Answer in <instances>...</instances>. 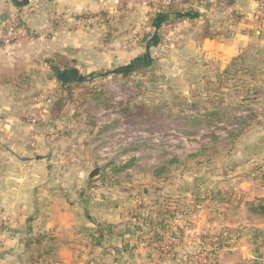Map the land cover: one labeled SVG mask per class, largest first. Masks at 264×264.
<instances>
[{
  "label": "crops",
  "instance_id": "crops-1",
  "mask_svg": "<svg viewBox=\"0 0 264 264\" xmlns=\"http://www.w3.org/2000/svg\"><path fill=\"white\" fill-rule=\"evenodd\" d=\"M138 1L32 0L22 7L0 0V219L6 220L0 264H30L26 243L40 234L59 240L58 261L53 264H191L192 252L204 250L205 235L221 228L235 230L242 220L241 209L264 201V124L260 123L237 140L230 157L204 168L200 189L187 179L173 181L163 193L158 191V196L166 198L151 202V207L163 204L173 209L180 204L189 213L181 226L178 255L170 260L147 246L142 221L133 223L147 211L143 191L127 184L104 187L91 182V170L87 172L81 162L91 156L82 143L86 135L77 138L73 122L68 121L67 127L74 134L53 141L46 118L64 83L76 81L79 75L128 71L154 59L165 47L152 35L145 45L124 48L137 32L132 25L138 27L146 20V8H133ZM242 8L236 3L232 10L245 11ZM122 11L129 15L121 23L92 28L74 25L81 15L112 12L118 16ZM11 16L32 37L5 47L1 37ZM233 37L224 42L186 39L180 47L202 46L208 68L214 61L225 67L250 39L239 31ZM54 70H60L59 76ZM38 114L43 123L35 121ZM194 190H201L204 203L194 206L190 199ZM153 227L157 232L156 224ZM252 235L253 230H248L250 242L256 240ZM228 246L223 260L240 256L241 251ZM203 259L201 253L198 263Z\"/></svg>",
  "mask_w": 264,
  "mask_h": 264
},
{
  "label": "rangeland",
  "instance_id": "rangeland-1",
  "mask_svg": "<svg viewBox=\"0 0 264 264\" xmlns=\"http://www.w3.org/2000/svg\"><path fill=\"white\" fill-rule=\"evenodd\" d=\"M188 2L186 5H182L181 0L136 2L133 8L144 7L147 12L144 22L138 27L132 25V31L137 32L129 41L139 39L133 48L136 44H147L156 32L158 43L165 46L151 59L149 69L145 72H132L127 78L112 74L90 78L82 84V88L75 89L71 97L66 94L69 99L57 119L53 120L51 109L48 118L45 117L53 141L74 134L67 127L69 122L77 126L72 128L77 138L86 135L82 143L89 147L91 156L81 162L82 167L87 166V172L111 166L105 169L107 173L115 166L131 165L127 169L129 172L118 171L114 179L119 180L121 186L131 185L129 187L134 191L141 189L147 205V211L143 213L151 216H157V211H163V206L151 207V202L155 203L160 197L166 198L162 194L158 196V191L163 193L173 181L191 179L196 189H200L204 181V168L208 164L200 163L201 157H197V154L216 152L213 158L222 161L230 157L237 144V141L231 142L232 135L241 133L240 137L248 136L260 123L264 124V11L261 9V0H236L234 6L237 3L245 11L226 8L218 0ZM158 4L167 9L175 4L173 10L178 13L187 15L199 11L201 16L195 21L186 20L174 26L164 23L158 28L151 21L156 13L154 6ZM206 5H210L209 11H206ZM109 14L113 15L112 18L102 25L121 23L129 15L124 11L118 16L112 12L94 15ZM85 16L89 15L79 17ZM204 19L209 21L214 38L219 42L232 40L237 31L241 36L250 38L249 43L232 59L236 61L233 66H229L232 61L225 67L214 61L208 68L204 47H180L186 39L196 43L204 30ZM226 69L230 70L229 73L224 72ZM86 89L97 92V99L86 100ZM59 92L55 96L56 102L61 98ZM219 101L223 103L221 109L207 119L206 109L217 108ZM141 106L155 111L162 107V112L173 111L175 114L169 121H153L150 113L143 111ZM32 118L31 115L27 117L30 120ZM64 119L66 125L62 126ZM35 121L43 123L41 114L37 115ZM69 157L67 155L65 161ZM174 160L181 162L179 168ZM165 166L168 172L157 179L154 176L155 170ZM194 191L196 193L190 198L194 206L204 203L202 193L199 194L201 190L198 193ZM180 212L177 214L181 216L177 223L178 234L185 215L189 214L186 206H182ZM252 214L248 213L247 207L241 209L242 220L238 228L233 231L221 228L211 234H222L224 246L229 245L241 251L240 256L230 259L226 256L223 260L225 248L214 264H264V215ZM142 215L135 217L134 225L140 224L144 218ZM248 230H253L252 236L256 238L254 242H250L247 237ZM178 240L180 242L181 238ZM214 244L213 240L204 241V264H208L206 252ZM192 253V260L198 262L201 252Z\"/></svg>",
  "mask_w": 264,
  "mask_h": 264
},
{
  "label": "trees",
  "instance_id": "trees-1",
  "mask_svg": "<svg viewBox=\"0 0 264 264\" xmlns=\"http://www.w3.org/2000/svg\"><path fill=\"white\" fill-rule=\"evenodd\" d=\"M218 1L224 7L229 8V7L234 6L236 0H218ZM188 3H189L188 0H181L182 5H186ZM176 6H178V5H176ZM154 8L156 10V13L152 17L151 21L153 24H155V26H158V28H160L164 23L174 26V25L182 23L186 20L195 21L198 19L199 16H201V13H199V11H196L195 13H192V14L188 13L187 15H184L181 12L178 13L177 11L173 10L175 8V4L170 5L168 7L169 9L162 8L161 4L155 5ZM205 8H206V11H209L210 5H206ZM211 30L212 29H211L209 21H206L204 19V30L202 29V32L198 36V40L200 42H204L205 40L214 39V35H213ZM151 62H152V60L150 59L146 62L139 63L135 68H132L128 71L94 73L93 75L89 76V78L96 77L99 75L105 76L107 74L120 75V76L127 78L130 76V74L132 72H136V71H144L145 72L151 66ZM235 62L236 61L233 60L229 64V66H233ZM54 71H55V74L59 76L60 70H54ZM229 71L230 70L226 69L224 72L229 73ZM89 78L79 75V77L76 81H70V82L64 83L62 85V90H61V95H60L61 98L59 100H57V102L55 101V103L53 104V106L50 110V114L53 117V120H55L59 117L66 100L69 99L68 96L71 97L72 92L75 89L82 88V84L88 82L90 80ZM220 88H221V86H220ZM86 90L88 91L87 94H84L87 96L86 100H90L91 98L97 99V97L95 95L97 92H93L92 90H89V89H86ZM221 104H223L222 101H219L217 108H215V109L207 108L206 113H205L206 118L208 119L209 117L214 115V112H217L218 110H220ZM141 108H143V111L150 113V117H151L150 119L153 121H158L159 119L169 121V120H171V118H173L172 116L175 114V112H173V111H165L164 110V112H162V110H161L162 107L159 109V111H155L153 109L146 108V107L144 108L142 106H141ZM240 135H241V133H238L236 135H232L231 142L235 143L240 138ZM216 155H217L216 152L212 153V154H206V155H204V152H201V153L197 154V157H201L200 163L206 162L205 164H208V165L211 164L212 165L216 161V159L213 158ZM174 162L177 164V166L179 168V165L181 162H179L178 160H174ZM130 166L131 165H127L126 167H116L115 166L113 169H111L110 171H108L106 173L105 169L111 167V166H107L105 169H101L98 176L91 179V182L98 181L104 187L117 186L120 184L119 183L120 181L114 179L115 174H117L118 171L123 172V171L127 170ZM167 172H168L167 166L161 167V168H158L155 170L154 176H156V178L159 179V178H162V175L166 174ZM162 206H163V211H157V216H151V214H149V213H147L148 215H146L145 213H143V215H142V217H144L142 220V224L144 226H146V228H147V231H145V235L147 237L144 239V241L147 242L148 247H150L151 241L160 242L162 240V234L160 232L165 231L169 228L167 221L169 219L175 217L177 214L181 213L180 208L182 206H180V204H178L179 208L175 207L173 209H168L167 207H165L166 205H163V204H162ZM246 206H247L248 213H250V214L253 213L255 215L256 214L264 215V201L263 200H261L258 204L247 203ZM154 224H156V228L158 229L157 232H155V229L153 227ZM181 231H182V229H179L178 238L179 237L181 238V234H182ZM208 239L210 241L217 240L216 244H214V246H212L206 252L207 263L208 264H214L215 259H217V257H219V255H220V253L226 248V246H224V244H225L224 236L220 233H217L214 235H205L204 241H209ZM58 245H59V240L57 238H55L53 236H49L47 234H40V235H37L36 237L28 240L26 243V248H27V251L29 252L28 262L30 264H44V263H49V261H50L49 264L56 263L58 261ZM172 249L177 254V250H176L177 247L174 246ZM157 251H159V250H157ZM199 252L204 253V250L199 251ZM170 260H174V259L170 258ZM189 262H192L191 264H200V263L193 261V260L192 261L189 260Z\"/></svg>",
  "mask_w": 264,
  "mask_h": 264
},
{
  "label": "built area",
  "instance_id": "built-area-1",
  "mask_svg": "<svg viewBox=\"0 0 264 264\" xmlns=\"http://www.w3.org/2000/svg\"><path fill=\"white\" fill-rule=\"evenodd\" d=\"M32 0H29L31 2ZM158 2V0H153ZM261 9L264 11V0H261ZM164 4V2H163ZM113 15H89L85 17H76L74 20V25L82 28H92L97 25L105 24ZM32 33L20 24L19 19L16 16H11L5 21L4 31L1 37L2 45L5 47L13 46L24 39H30ZM135 42H139V39H134L133 41H128L124 44L125 49H129L134 46ZM181 216L177 215L167 221L169 228L165 233H162V240L160 242L151 241L150 246L157 248L164 256L167 258L175 259L178 255L172 249L174 246L179 244L178 240V220ZM135 223V219L133 220ZM137 225V224H136ZM6 226V220L0 219V242H1V232ZM217 240H214L216 244ZM204 260V259H203ZM204 264V262L202 263Z\"/></svg>",
  "mask_w": 264,
  "mask_h": 264
},
{
  "label": "water",
  "instance_id": "water-1",
  "mask_svg": "<svg viewBox=\"0 0 264 264\" xmlns=\"http://www.w3.org/2000/svg\"><path fill=\"white\" fill-rule=\"evenodd\" d=\"M12 1H13V3H15L16 5H18V6H22V7H24V6H26V5L29 4V0H12ZM157 36H158V33H157V32L154 33V37H153V39H155ZM99 172H100V168H96L95 170H93V171L90 173L89 177H90V178H94V177L98 176Z\"/></svg>",
  "mask_w": 264,
  "mask_h": 264
}]
</instances>
